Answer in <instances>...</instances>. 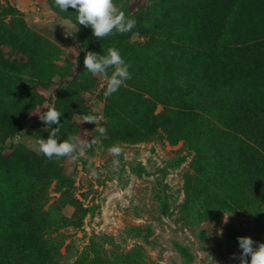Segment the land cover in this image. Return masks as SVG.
Wrapping results in <instances>:
<instances>
[{
	"label": "rangeland",
	"instance_id": "rangeland-1",
	"mask_svg": "<svg viewBox=\"0 0 264 264\" xmlns=\"http://www.w3.org/2000/svg\"><path fill=\"white\" fill-rule=\"evenodd\" d=\"M157 1L114 0L127 17L140 16L139 26L153 13L150 7ZM231 2L234 26L241 31L259 27L252 17L255 11L249 7L251 0ZM0 3L13 5L28 29L60 49L58 66L46 86H35L30 76L0 78V92L7 90L14 99H22L14 118L21 129L13 134L10 122L0 126V239L15 232L12 225L19 217L42 204L51 213L48 218L54 221V228H58L50 235L59 245L58 264H73L89 247V252L93 247L107 249L112 260L141 247L145 260L151 264H239L242 250L237 237H251L256 242L254 247L264 243V231L258 230L246 214L225 212L217 218H203L201 212L209 199L188 196L186 191L188 184L196 190V179H202L194 167L199 152L189 149L184 140L172 143L165 132L139 142L109 137L117 134L130 138L147 130L164 104L151 98L146 90L131 86L128 80L116 93L104 96L106 77L92 76L85 69L80 59L78 31L73 36L65 35L62 25L69 31L79 28L75 9L69 7L64 16L52 7L50 0ZM116 34L103 39L92 34L93 47L89 50L103 55L101 50ZM145 40L138 31L129 37L131 42ZM2 54L9 60L23 62L28 58L17 47L0 41V57ZM111 71L108 70L109 76ZM249 84H254L264 97V81L253 80ZM49 108L62 111L58 140L71 134L88 140L98 136L93 131L94 123L80 122L85 115L97 116V126L104 127L109 138L102 139L101 145L75 161L67 157L49 160L38 153L36 144L49 135L38 115ZM23 117L25 120L20 123ZM207 117L212 125L216 123V127L244 138L243 133L224 124L225 114L220 120ZM158 131L161 133L162 129L158 127ZM114 144L123 148L118 171L114 170V157L107 152ZM2 146L8 147L6 151L1 150ZM212 158L213 153H208L203 162ZM42 185L47 186L45 191H41ZM224 216H228L227 223ZM247 259L250 262L251 257Z\"/></svg>",
	"mask_w": 264,
	"mask_h": 264
},
{
	"label": "trees",
	"instance_id": "trees-1",
	"mask_svg": "<svg viewBox=\"0 0 264 264\" xmlns=\"http://www.w3.org/2000/svg\"><path fill=\"white\" fill-rule=\"evenodd\" d=\"M231 1L158 0L141 26V18L136 16L131 31L116 34L101 50L106 54L108 48H116L130 66L128 83L164 104L147 130L130 138L117 134L109 137L139 142L165 132L172 143L184 140L189 149L199 152L194 167L202 179H196V190L188 184L186 191L188 196L209 199L201 212L203 218H217L225 212L243 213L264 231V97L254 84H249L264 81V0H251L249 7L255 11L252 17L259 27L244 31L233 24ZM50 2L57 12L67 15L54 0ZM17 11L13 5L0 3V41L17 47L28 58L22 62L2 54L0 78L30 76L35 86H46L58 66L60 49L28 29ZM135 31L146 40L129 41ZM92 34L90 27L79 25L82 61L93 47ZM21 101L7 90L0 92V126L10 122L13 134L21 129L14 123ZM108 108L113 110L110 104ZM223 114L227 116L224 124L243 133L244 138L216 127V123L212 125L207 117L220 120ZM7 148L2 146L1 150ZM208 153L215 158L203 162ZM46 185L40 187L41 191ZM50 214L40 204L19 217L12 225L15 232L0 239V264H58L59 245L50 236L58 228L49 220ZM89 248L73 264H151L141 247L114 260L107 249L93 247L89 252Z\"/></svg>",
	"mask_w": 264,
	"mask_h": 264
},
{
	"label": "clouds",
	"instance_id": "clouds-1",
	"mask_svg": "<svg viewBox=\"0 0 264 264\" xmlns=\"http://www.w3.org/2000/svg\"><path fill=\"white\" fill-rule=\"evenodd\" d=\"M54 4L61 12H68L69 7L75 9L77 23L90 27L97 39H103L115 33H128L136 24L135 19L127 17L114 0H54ZM62 26L65 27L66 36H73L75 32L79 31L78 27L69 31L65 25ZM84 66L92 76L102 75L106 77L105 97L116 93L126 80L131 79L128 70L130 66L125 63L116 48H108L106 54L103 55L87 51L84 56ZM109 69H112L110 76L108 74ZM61 114L62 111L56 108H49L43 114H38L39 119L46 125L44 131H49V135L47 138L41 137L36 141L37 151L49 160H60L67 157L75 161L82 157L86 151L101 145L102 139L109 138L107 130L97 126V116L85 115L80 122L94 123L96 127L93 131L99 133L98 136H92L91 140H88L71 134L68 135L67 139L58 140L57 137L61 131ZM53 125L58 126L53 127ZM107 152L114 157L112 163L115 166L114 170L118 171L119 157L123 153V148L119 144H114L108 147ZM227 220L228 216H224L225 223ZM237 239L242 250L239 255V264H264V243H259L258 246L254 247L256 242L249 236H241ZM249 256L251 257L250 262L247 259ZM232 258L235 259L236 255L233 254Z\"/></svg>",
	"mask_w": 264,
	"mask_h": 264
}]
</instances>
